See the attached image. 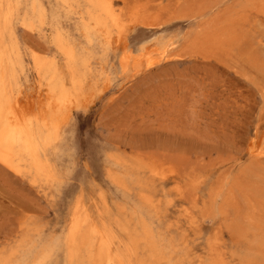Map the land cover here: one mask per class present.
Wrapping results in <instances>:
<instances>
[{
	"label": "rangeland",
	"instance_id": "rangeland-1",
	"mask_svg": "<svg viewBox=\"0 0 264 264\" xmlns=\"http://www.w3.org/2000/svg\"><path fill=\"white\" fill-rule=\"evenodd\" d=\"M2 1L5 96L49 140L0 161V264H96L94 230L100 264H264V0H112L90 36L91 0Z\"/></svg>",
	"mask_w": 264,
	"mask_h": 264
},
{
	"label": "bare ground",
	"instance_id": "bare-ground-1",
	"mask_svg": "<svg viewBox=\"0 0 264 264\" xmlns=\"http://www.w3.org/2000/svg\"><path fill=\"white\" fill-rule=\"evenodd\" d=\"M2 3L3 1L0 0V10L3 6ZM89 4L93 11L95 12L98 11V12L96 14L94 13L87 14L88 20L92 23L91 25L92 27H88V25L85 26V32L88 36L101 32V29H105V27L107 26V20L112 24L118 23L119 17L113 7L112 0H99V1L91 0ZM8 13H9L8 10L2 12V17H1L2 26L7 25ZM170 46H171L170 44H167L161 48L140 50L134 55H132V52L130 51L126 53H123L122 51L123 55L120 59L121 68L125 70L133 62L134 59L136 60L135 61L136 67H141L144 69L150 67L153 64V59H151L150 57L156 54L159 55V59L162 60L166 55V53L168 52ZM58 49L67 57L69 62L73 60V53L69 47L64 46L61 42V45H59ZM4 54H5V50L0 35V161L7 166L16 167L17 161L20 159L21 156L24 155L26 158H28L30 167L36 168L38 167V165H40L39 157H38V144L40 142H46L47 140H49V136L47 134L42 133L41 131L36 132L33 130L31 126L32 121L28 118H25V115L23 114V110H21L20 105L18 108L20 109V111H15L14 110L15 105L11 106L9 104L4 93L7 76H2L3 73L2 62H3ZM36 67H37V71L42 72V74H44L48 69V65L44 62H36ZM57 86H58V93L55 98L51 99L50 93H45L47 99L48 100L51 99L52 101V103L48 104V106L51 108H56L61 105H65L69 101L67 93H65V90L61 85V81L57 82ZM35 118L37 121H40L42 123V127L52 132L55 131L59 125L58 122H54L50 118H48L44 112H41L39 116ZM250 150L251 153H253L255 156L257 157L261 156L264 154V144L260 143L258 145H255V143L253 142L250 146ZM84 223H85L84 219L83 220L79 219V221L73 226V233L69 239V242L72 245L77 244V239L75 235L81 232L82 228L84 227ZM93 234L95 235V237H98L99 240L98 252L95 260L96 264H100L101 261L103 260H105V262L107 263L111 262L112 259L104 254V250L108 248V243L103 239V235L101 231L94 230ZM82 242H85V240H82ZM58 258L61 259V257ZM57 262H59V260Z\"/></svg>",
	"mask_w": 264,
	"mask_h": 264
}]
</instances>
